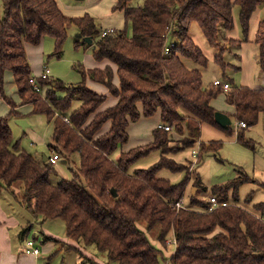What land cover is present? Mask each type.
<instances>
[{
	"label": "trees",
	"instance_id": "obj_1",
	"mask_svg": "<svg viewBox=\"0 0 264 264\" xmlns=\"http://www.w3.org/2000/svg\"><path fill=\"white\" fill-rule=\"evenodd\" d=\"M129 2L117 0L113 10L123 11L131 35L125 29H114L102 36L94 16L65 15L56 0H1L0 98L10 105L3 79L8 69L19 96L34 105L32 112L44 114L52 121L51 150L58 152L61 148L66 158L76 153L79 162L77 169L72 170V178L53 182V164L36 158L14 142L9 117L17 113L11 110L0 116V193L10 192L17 198L13 185L21 183V201L35 219L60 218L68 238L85 246L93 244L111 263L264 264V219L238 202V189L252 180L248 175L241 174L213 186L212 194L219 201L230 203L210 210L208 199L192 194L191 188L188 193L187 176L176 182L157 176L161 169H185L164 155L170 130L156 127L152 144L120 151L116 159L111 157L127 142L129 122L158 110L163 124L175 133L186 132L183 149L197 142L201 122L220 127L214 119L216 110L210 105L221 92L219 87H204L202 71L184 63L189 59L206 68L209 62L191 38L190 25L197 23L206 42L214 48L213 61L225 69V48L219 37L233 27L234 6H238L244 37L229 41L235 42L238 49L247 40L253 11L264 0H144L138 6H130ZM70 26L77 28V37L82 39L75 40L76 46H93L96 60L108 59L117 67L119 88L113 87L109 66L88 72L80 70L84 77L88 73L91 80L103 83L117 96L116 104L101 112L95 111L104 96L88 88L85 79L65 83L58 78L36 77L38 89L30 81L34 75L25 43L36 45L49 36L54 40L53 55L60 57ZM84 37H90L91 43L84 41ZM254 42L258 68L264 72V15L258 22ZM167 44L170 47L166 52ZM231 83L226 102L235 108L234 119L243 121L246 127L255 125L259 113L264 111V89ZM57 92L63 95L57 96ZM76 100L81 105L74 109L72 103ZM55 111L59 115L55 116ZM109 120V130L96 136ZM224 130L232 132L231 126ZM237 141L254 148L244 129L238 131ZM220 148L219 141L201 142L198 161L203 152ZM156 149L160 155L153 165L130 170L140 158ZM192 185L207 191L199 176ZM187 193L189 205L177 208L175 203ZM255 206L263 210L264 202ZM27 232L28 227L23 228L20 238ZM170 232L175 250L166 256L151 240L164 244Z\"/></svg>",
	"mask_w": 264,
	"mask_h": 264
},
{
	"label": "rangeland",
	"instance_id": "obj_2",
	"mask_svg": "<svg viewBox=\"0 0 264 264\" xmlns=\"http://www.w3.org/2000/svg\"><path fill=\"white\" fill-rule=\"evenodd\" d=\"M60 1L63 5L69 6L71 10L67 12L69 14H74V15L81 14L86 8L88 12H84V14L89 13L92 16H94L99 25V29L103 27V22H110L111 18L113 17V15L111 14L112 13L111 10L107 9L106 6H103L101 8L98 7L96 9V12L94 11L95 13H93L92 10L94 9L89 5L90 0H60ZM143 1L144 0H130L129 5L138 6L142 4ZM259 11L262 12L261 13L262 15L264 14V3L259 7ZM232 14H233V23H234L231 29L232 36H236L235 33L236 31H238L239 33L238 36L240 38H243L244 34L239 25V19H238L239 11L237 5L234 6ZM82 15H75V16H82ZM0 16H2L1 0H0ZM119 19L121 21V29H125L128 36L131 35L130 24L126 23L121 18ZM190 32L195 33V35L194 34L192 35L194 38L193 40L196 43H198L199 46L205 49L209 54L210 52H214V48L209 46L204 36L201 34L197 23H192L190 25ZM223 33L222 35H220L219 39H221L220 45L224 46L225 48L224 56H223L224 62L226 63L225 69L220 68L213 60H210V62H208V66L206 68H200L199 65L195 64L193 61L189 59L184 60L186 66L190 68H199L202 71L203 85L204 84L208 85L213 80L214 76L218 75L220 77H223L224 73H227V76L232 78L235 84L236 83L239 84L241 81V73L233 72L235 71V67L230 65L229 63L230 60H236V56L233 53L236 52L237 50L236 43L229 41L230 37H227L226 33L225 35H223ZM76 34H77V28L75 26H70L68 28L67 38L62 46V53L60 57L53 55L54 40L49 36H46L45 39H43V41L39 43L37 50L35 51L30 50L33 48L29 47L30 48L29 52L32 57L31 59L32 61H30V66L31 63L34 62L35 66H37L39 70H42L44 66L48 67L53 75V78L61 79L65 83H78L83 79H85V81L88 82L90 80L88 73L84 77L81 74L80 70L83 69L86 72H88V70L90 69L91 67L89 65L90 58L94 59L93 46H85V45L76 46L75 40L76 39L82 40L81 38H78ZM234 64L240 65L241 63L238 64V61H235ZM32 74L36 75L34 71L32 72ZM248 76L250 78L247 79L248 81H251L252 83H256V84L260 83L259 71L255 70L254 74L251 71H248ZM244 80H246V77L244 78ZM113 87L118 88L114 84ZM7 89L9 93L13 92V87L7 85ZM219 89L220 91H222L221 88ZM42 92L44 93L43 88H42ZM108 92L114 95L112 89L110 90L108 88ZM62 95H63L62 92H57V96H62ZM99 95H103V94H99ZM103 96L105 98V95ZM217 96H218L217 102L225 103L223 97H221L222 96L221 94ZM42 97L43 99H45L43 95ZM114 97L116 96L114 95ZM7 98L10 101V105H9L10 109L16 112L15 108L17 107L18 104H16V102H14V100H12L10 97L7 96ZM20 99H21L20 105L29 104L34 106L32 103L23 101V98L20 97ZM72 105L74 109L78 108L81 105V101L76 100L72 103ZM98 107L96 111L98 110ZM95 112L89 116V121L93 118ZM3 113H4L3 116H6L7 113L5 114L4 111ZM56 115H59L57 111H55V116ZM154 117H156L154 116V114L150 116L142 117L139 123V129L143 130L144 128H146V132H147L148 128L153 122ZM17 119L18 118H15V116L13 115L9 117V125L12 130L14 142H17L20 148H23L25 151L31 153L36 158L41 159L42 155L48 156L51 152L48 145L52 143L53 126L48 124L47 117L44 114H40V113L27 114L24 116V118H21L27 123V126H25L24 128L21 127L19 124H17L16 122ZM235 124H236L235 120H232L231 122L232 129H234L233 126ZM255 127L256 129L245 130L246 139H253V141H256L255 148H250L248 146L241 144L240 142H237L235 133L230 135L227 132L222 131L226 136L223 140H221L222 146L219 149V151L203 152L202 155L200 154V158L202 157V159L199 160L198 162H195L193 157L186 159L183 158L182 155L181 156L179 155V157H181L180 159L181 161H176L175 159L174 160L178 164L185 167V169L176 172L179 174V177L177 178L176 181H179L184 176H187V179L189 181V186H188L189 187L188 193H189V189L191 187H195L192 185V182L196 179L197 176L196 171H197L201 177L203 184L206 185L208 191L207 193H205V195L196 193L197 189H191V191L193 190L194 192L193 194H197V197H199L200 199L207 201V196L212 193L211 188L213 186L224 184L229 180H232L240 176L241 174H246L252 180L244 182L238 189V196H239L238 202L243 207L255 212L259 217L264 219V208L263 210H259V208L255 206L259 203L264 202V116L263 118H261V121L258 122L257 125H255ZM171 131H173V129L169 131L170 133L168 132L170 134V138L164 146L165 147L164 151H166L164 155L168 158H172L169 155H172L176 152L183 150L182 148V146L184 145L183 137H185L186 134V132H183L182 134H178L175 133L174 131L173 132ZM143 138L144 139L146 138L145 134L143 135ZM197 142L201 143L199 138H197ZM152 143L153 141L147 144H152ZM195 146H197L196 143H194L191 147L193 148ZM120 151H121L120 148L117 149L114 153L111 154V157L116 159ZM126 151L128 150H124V152ZM58 152L62 153L61 148H58ZM159 155H160L159 150L156 149L152 151L150 154L140 158L135 164H133L130 170H133L134 168L150 167L158 160ZM72 156L73 158H70L67 163L62 162V159L58 160V163L56 164V168L58 169L57 170L58 172H56L55 165H53L54 172L51 174V179L53 182H57L60 179H70L73 177L72 170L77 169L79 161H78V155L76 153L73 154ZM159 171H160L159 175L162 174L166 175L165 172L169 173L168 169L167 170L161 169ZM176 181H172V182H176ZM188 193L186 197L182 199L184 207L187 206L188 204L187 203L189 200ZM230 198H232L231 194H230ZM228 202L230 203V201ZM20 210L24 215H26V213L22 209ZM31 220H34V218L33 219L31 218ZM40 221L41 220L38 221L37 219L36 221H32L31 223H34V227L29 231V237L38 238V243L42 242L43 240V238L40 235V230L42 227L43 228L47 227L49 229L54 230V232L61 237L65 233V223L60 218H48L42 222ZM65 237L63 236L62 237L63 239H61V238L49 236L48 239H45L47 241L52 240L54 243H56V245L60 247V248L55 247L53 253L51 254L54 255L55 263L75 264V254L78 256V258H80V261H78V263L76 264H86L90 262L91 258L84 255L82 252L83 248L86 247L84 243L78 242L79 244H76V242L74 241L73 242L74 244H70L68 243L70 241L66 239L67 237L66 238ZM166 240L167 241L164 244H160L153 239L151 241L154 244L157 243L159 245L158 247L165 254V252L167 253L173 251L175 248L174 247L175 242L172 238V235H168ZM90 248H95V246L92 244L88 246L87 249ZM99 253L100 252H98V254Z\"/></svg>",
	"mask_w": 264,
	"mask_h": 264
},
{
	"label": "crops",
	"instance_id": "obj_3",
	"mask_svg": "<svg viewBox=\"0 0 264 264\" xmlns=\"http://www.w3.org/2000/svg\"><path fill=\"white\" fill-rule=\"evenodd\" d=\"M56 2L58 4V6L60 7V9L63 11V13L65 15H68V16L82 15V14H84V12H88V10L85 8V10H87V11L84 10L81 14H75V15L69 14V13H67L68 11H71L69 6L63 5L60 0H56ZM116 3H117V0H90L89 5H90V7H93V9H94V10H92L93 13L96 12V9L98 7L101 8L103 6H106L107 9L111 10V12H112L111 14L113 15L110 22H103V27H101L100 30L103 31V30L111 29V28L115 29V30L121 29V21L119 18H121L122 20L125 21L124 13L121 10H113V7L116 5ZM261 13L262 12L259 11V7L253 11V13L250 17V21H249V30H248L249 33L247 35V40L245 42L241 43L240 47L236 50V52H233L236 56V60H230V62H229L230 65L235 67V71H233V72H235V73L240 72L241 73V81L239 84L236 83V85L248 86V87L254 88V89H264V72H260V70L258 68V64H257L258 52H257V46L254 42L255 32L257 29L258 22L262 18V16L264 15V14L262 15ZM225 33H226L227 37L242 40V38H240L238 36V34H239L238 31H236V33H235L236 36H232V30L231 29L225 31ZM189 34H190L191 38L194 39L192 35L193 34L195 35V33L189 32ZM43 39H45V37H43L41 39L40 43L43 41ZM196 44L198 45V43H196ZM38 46H39V43L37 45L30 44L28 42L25 43V50H26V55H27L29 63H30V61H32L31 60L32 57H31V54L29 52V49L33 48L30 50L35 51V50H37ZM199 47L203 50V53L207 56L209 62H210V60H213L214 52H210V54H209L201 46H199ZM235 61H238V64L239 63H241V64L240 65L234 64ZM89 63H90L89 65L91 66L90 69L91 68L104 69L107 66H109L111 68L112 74H113L112 75V83L116 87L119 88V77L117 74V67L114 63H112L108 59L96 60L95 58L94 59L90 58ZM30 67H31L32 72L34 71V73L36 74L34 76L39 77L40 74L44 71L45 66L43 67L42 70H39V68L37 66H35L34 62H32ZM236 67H239L238 71H236ZM255 70L259 71V80H260L259 84L252 83L251 81L247 80V79H250L248 76V71H251L254 74ZM48 76L53 78V75H52L50 69H49V75ZM245 77H246V80H244ZM3 79H4V93H5V95L10 97L12 100H14V102H16V104H18L17 107L15 108V111L17 113L15 118L21 119V118H24V116L27 114H32L33 113L32 112V110H33L32 105H29V104H23V105L21 104L20 105L21 99H20L19 94H18V90H17V86L15 83L13 74L10 70L7 69L4 71V78ZM214 79H220L221 81L228 82L231 87H232L231 82H233V84L235 85L233 79L230 78L229 76H227V73H224L223 77H220L218 75L214 76L213 80ZM212 81L208 85L204 84V87H207L210 84H212ZM102 84L103 83L96 82V81H93L91 79L88 82L86 81V86L88 88L95 91L97 94L99 93V94L105 95V98H104L103 102L99 105L96 113L101 112V111H103L109 107L114 106L117 102V96L114 97V95H112L110 92H108V87L106 85L104 86ZM7 85L10 87H13L12 93L8 92ZM229 91H230V89L228 91L222 90L218 94V95H220V94L222 95L221 97H223L225 103L217 102L218 96H216L215 98H213L211 100L210 105L216 111H220V112L225 113L230 118V120L232 122V120H235L234 119L235 108L232 104H229L228 102H226L227 92H229ZM3 111L5 112V114L6 113L8 114L11 111V109H10L9 104H7L2 98H0V116L4 115ZM154 116H156V117H154L153 122L150 125V127L148 128L147 132H146V128H144L143 130L139 129L140 120L144 116H140L137 119V121L129 122V124L127 125V128H126V131L128 133V140L126 143L123 144V146L120 147L121 151L129 150V149L134 148L136 146L147 144V143L153 141V139H154V137H153L154 128L158 127L159 124H162V122L160 120V111L159 110L154 114ZM263 116H264V111L259 113L257 123L261 121V118H263ZM235 122H236V124L233 126L234 129H232V132H227L224 130L225 128H222V127H217V126H213L211 124H208L206 122H201V124H200V136H199L200 142H202V141L207 142L210 140H215V141H219L221 143V146H222L221 140H223L226 136L222 131L227 132L230 135L235 133L236 140H237V133L240 129H244V135H245L246 129H250V130L256 129L255 125H257V123H256L253 126L236 129L237 121L235 120ZM48 124L53 126L52 121H50V120H48ZM110 125H111V120L105 122L104 125L102 126L101 130L99 131V133L96 136L103 134L107 130H109ZM229 126H231V123ZM171 132H173V131H171ZM144 134L146 137L145 139L143 138ZM251 140L253 141V139H251ZM53 143H54V140L52 139V143H50L48 145V147L50 148V145H53ZM195 143L197 144V146H195L193 148L192 147L184 148L183 150L176 152V153L169 155V156L172 157L173 159H175L176 161H181L180 160L181 157H179V155L180 156L182 155V157L186 158V159H188L190 157L192 158V150L197 148L199 145V142H195ZM253 143H254V148H255L256 141H253ZM50 151L51 152L48 156L42 155L41 159L43 160V157L46 156L47 157L46 160H48L50 155H52V153H53L51 148H50ZM57 153L59 154L60 159H62V162H64V163H67L70 158H73V156H72L73 154H70L69 157L66 158L63 156L62 153H60V152H57ZM56 164H55V168H56ZM57 170L58 169L56 168V172H58ZM159 173H160V171L157 173L158 177L167 178V179H170V181H176L177 178L179 177L178 173L172 172L170 170H169V173L165 172L166 175L162 174L163 172L161 173L162 175H159ZM196 175L199 176L201 185L206 187V185L203 184L201 177L197 171H196ZM169 177H171V178H169ZM190 186H192V185H190ZM200 187L201 186L191 187V189H197L196 193L205 195V193H207L208 190L205 192H202V191H200L201 190ZM13 188H14V191H15L17 198H14L10 192L3 191L2 193H0V264H56L55 259H54V255H51V254L53 253V250L55 247H57V248H60V247L58 245H56V243H54L52 240H48V241L46 240L43 242L44 236H48V237L52 236V237H57V238L63 239L62 237L63 236L65 237L66 234L64 233L63 236L61 237V236L57 235L54 232V230L49 229L47 227H44V228L42 227L40 230V235L43 238V240H42V242L39 243V245L41 246V253L38 255L25 253L24 252L25 239L31 238V237H29V231L31 229H33V227H34V223H31V222L36 221V219L26 209L25 205L21 201V198H22L21 183H19V182L14 183ZM191 192H192V194L194 193L193 190ZM20 209H22L26 213V215H24ZM31 218L32 219L34 218V220H31ZM39 220L40 219H38V221ZM40 222H42V221H40ZM27 227H28V232L26 233L25 236L20 238L21 230L23 228H27ZM169 235H172V238L174 240L173 233L170 232ZM33 238L36 239V241L38 242V238H35V237H33ZM66 239L70 241V242L67 241L68 243L74 244L73 243L74 240H72L68 237ZM75 242H76V244H79L77 241H75ZM156 245L159 246L157 243H156ZM85 248H83V251H82L83 254L88 256L89 258H91L90 262H88L86 264H111V262H109L108 259L106 260L107 257L104 253L98 254L97 249H95L96 247L87 249L88 246H86ZM174 250H175V248H174ZM173 251H170L167 253L165 252L166 256H169L170 254H172ZM78 261H80V258H78V256L75 254V264L78 263ZM113 264H115V263H113Z\"/></svg>",
	"mask_w": 264,
	"mask_h": 264
},
{
	"label": "built area",
	"instance_id": "obj_4",
	"mask_svg": "<svg viewBox=\"0 0 264 264\" xmlns=\"http://www.w3.org/2000/svg\"><path fill=\"white\" fill-rule=\"evenodd\" d=\"M113 31H114V29H112V28L111 29H106V30H103L101 32V34L103 36V35H106L108 33L113 32ZM169 47H170V44H167L165 46V51L166 52L169 50ZM48 75H49V69L47 67H44V71L40 74L39 77L47 78V77H49ZM36 79H37L36 77H31L30 81L34 85V87H36V89H38V86L36 85ZM212 84L217 86V87H219V88H221L223 91H228L230 89L229 83L221 81L220 79H214L212 81ZM65 119L68 120V118H65ZM244 127H246V124L243 121L237 122L236 129L237 128H244ZM158 128H163L164 130H167V131L171 130L170 126H168L166 124H163V123L159 124ZM198 154H199V146L197 148H195L194 150H192V157H193L195 162L198 161ZM59 159H60L59 154L57 152H53L52 155H50V157L48 158V161L51 164L55 165L58 162ZM207 199L210 201V207H209L210 210L215 209L216 207H219V206H225V205L229 204L228 201H219L214 194H209L207 196ZM175 205H176L177 208L183 207L184 206L183 205V200L182 199L178 200L175 203ZM24 252L25 253L34 254V255H38V254L41 253V246L36 241V239H34V238H26L25 239Z\"/></svg>",
	"mask_w": 264,
	"mask_h": 264
},
{
	"label": "water",
	"instance_id": "obj_5",
	"mask_svg": "<svg viewBox=\"0 0 264 264\" xmlns=\"http://www.w3.org/2000/svg\"><path fill=\"white\" fill-rule=\"evenodd\" d=\"M77 36L80 37L79 34ZM84 41H86L87 43L90 44L92 40L90 37H84ZM214 119H215L216 123H218L220 125V127H222V128H227L231 123L230 118L225 113L220 112V111H215ZM16 122H17V124H19L23 128L27 125V123L23 119H17ZM46 159H47V157L44 156L43 161H45ZM112 193H113V195H116V192L114 191V189L112 190Z\"/></svg>",
	"mask_w": 264,
	"mask_h": 264
}]
</instances>
